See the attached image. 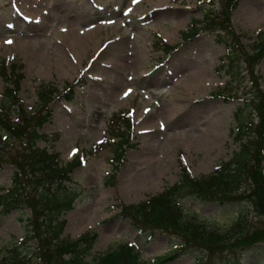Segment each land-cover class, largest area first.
I'll return each instance as SVG.
<instances>
[{
	"label": "rangeland",
	"instance_id": "obj_1",
	"mask_svg": "<svg viewBox=\"0 0 264 264\" xmlns=\"http://www.w3.org/2000/svg\"><path fill=\"white\" fill-rule=\"evenodd\" d=\"M238 1L231 22L239 43L250 51L255 35L264 31V0ZM208 6L213 7L209 0H0V70L17 64L19 96L28 111L37 110L42 86L62 91L83 76L85 83L75 89L72 101L62 97L51 102L52 118L39 130L49 138L38 146L57 153L61 166L75 158L82 161L67 183L78 194L74 208L62 215L68 221L62 236L76 239L97 231L89 260L124 242L137 245L144 264H192L200 254L197 250L160 263L157 259L174 250L180 237L160 229L153 236L140 232L120 211L123 204H139L179 182L183 167L191 177L211 175L240 150L236 113L243 121L252 116L242 100L252 87L248 64L243 55H230L231 70L240 66L246 81L240 86L243 78L237 74V83L228 85V69L220 70L229 60L226 44L209 31L187 40L184 35ZM88 32L90 43L83 40L68 56L70 35L81 39ZM165 44L178 48L168 53ZM257 73L264 92V56ZM194 81L197 88L192 89ZM5 84L0 74V105ZM230 90L234 95L229 99L214 95ZM118 110L130 112L134 123L121 161L114 145L119 138L111 134L115 124H110ZM259 120L254 116L255 124ZM13 174V166H1L0 195L11 187ZM251 183L245 179L238 193L252 191ZM180 202L188 218L217 234L209 244L214 257L228 247L222 232L240 211L248 214L244 224L249 233L264 228V212L248 197L220 203L183 193ZM31 215L28 209L9 214L0 209V255L17 243L19 251L33 257L35 239L19 244ZM243 256V264H264V243Z\"/></svg>",
	"mask_w": 264,
	"mask_h": 264
},
{
	"label": "trees",
	"instance_id": "obj_2",
	"mask_svg": "<svg viewBox=\"0 0 264 264\" xmlns=\"http://www.w3.org/2000/svg\"><path fill=\"white\" fill-rule=\"evenodd\" d=\"M209 1L213 7L204 8L203 19L192 23L190 31L184 33L185 39H192L203 30L215 33L218 42L226 44L229 60L226 65L221 64L220 70L228 69L227 75L230 76L228 85L237 83L239 75L243 78L240 86H244L246 77L241 73L240 66L237 72L231 70L234 59L230 56L243 55L242 61L248 64V72L251 74L249 82L252 87L243 93L242 100L245 102V108H250L252 120L243 121L239 113H236L238 126L235 139L239 142L240 150L235 153L232 160L220 166L213 174L191 177L187 168L183 167L181 180L162 193L139 204L121 206L120 214L132 220L140 232H150L153 236L157 233L156 229H160V232L167 231L173 236L180 237L174 250L171 249L157 259L160 263L174 261L183 254L201 250L197 260L192 264H243V254L264 243V228L259 227L249 233L247 224H244L248 221V214L240 211L241 214L233 225L222 232L227 241L224 244L228 247L214 257L209 251V244L213 242L216 233L205 229L196 220L188 218L180 205L183 193L201 201L220 203L233 199L240 202L248 197L255 208L258 210L260 208V211L264 212V92L259 83L261 77L257 73V65L264 56V31L255 35L251 50L248 51L247 46L239 43L231 22V15L239 1ZM217 1L220 2V7L216 8ZM231 33L233 37H230ZM164 47L169 53L177 50L178 45L165 44ZM225 59L226 57L223 60ZM16 68L17 64H11L0 70L6 83L0 105V169L3 164L14 167L11 187L2 189L0 195V209L2 214H9L14 209H28L32 215L25 219L26 235L19 244L26 246L30 240L35 239L37 246L32 247V257L19 251L17 243L16 246L10 245L8 250L0 255V264H35L37 261L43 264H144L140 258L141 252L133 242H124L89 260L87 257L90 256V250L99 236L97 231H89L76 239H66L62 236L68 223L62 215L74 208L78 194L77 189L68 186L67 183L73 181L71 174L82 161L75 158L61 166L56 160L57 153H50L46 148L38 146L40 140L49 138L40 134L39 130L52 118L51 102L62 97L72 101L77 86L85 82L83 76H78L72 82H68L62 91L50 85L42 86L38 92V108L31 112L27 110L19 96L22 73H15ZM233 91L230 90V93L221 91L214 95H223L229 99V96L234 95ZM238 95L235 96L239 97ZM254 116L260 118L257 124ZM131 120V115L127 111L116 112L111 118L110 124H115L111 134H114L113 138H119L117 142L114 141L115 155L119 161L124 159L128 145L131 144V129L134 127ZM255 135L257 136L254 138ZM16 142L18 146L15 145ZM245 179L252 181L250 185H253V190L250 188L248 192L245 190L238 193L245 188L243 186Z\"/></svg>",
	"mask_w": 264,
	"mask_h": 264
},
{
	"label": "bare ground",
	"instance_id": "obj_3",
	"mask_svg": "<svg viewBox=\"0 0 264 264\" xmlns=\"http://www.w3.org/2000/svg\"><path fill=\"white\" fill-rule=\"evenodd\" d=\"M54 1H56V0H54ZM91 31H92V30H91ZM74 32H75V31H74ZM73 34H74V33H73ZM73 34L70 35V36H72V37H70V40L67 41V44H68V46H69V48H67V50L65 49V51L67 52V55L70 54V53L72 52V50H74L75 48L81 46L83 40L86 41V42H89V43H90V41H91V36H90L91 32H88V35H86V37H83V38H85V39H83V38L80 39L79 36H75V35H73ZM68 56H69V55H68ZM195 80H196V79H195ZM197 81H198V79H197ZM193 84H194V85H192V89H193L194 87L197 88V83H196V81H194Z\"/></svg>",
	"mask_w": 264,
	"mask_h": 264
},
{
	"label": "snow or ice",
	"instance_id": "obj_4",
	"mask_svg": "<svg viewBox=\"0 0 264 264\" xmlns=\"http://www.w3.org/2000/svg\"><path fill=\"white\" fill-rule=\"evenodd\" d=\"M7 43H11V41L9 40V41H7ZM131 91V89H129V92ZM128 95V93L126 92L125 93V96H127ZM75 151V150H74Z\"/></svg>",
	"mask_w": 264,
	"mask_h": 264
}]
</instances>
